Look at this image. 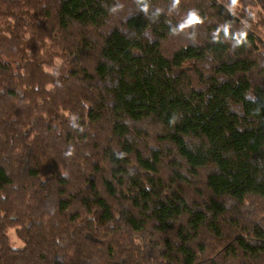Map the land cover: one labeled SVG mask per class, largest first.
Here are the masks:
<instances>
[{
	"label": "trees",
	"instance_id": "trees-1",
	"mask_svg": "<svg viewBox=\"0 0 264 264\" xmlns=\"http://www.w3.org/2000/svg\"><path fill=\"white\" fill-rule=\"evenodd\" d=\"M262 28L264 0H0V264H264Z\"/></svg>",
	"mask_w": 264,
	"mask_h": 264
},
{
	"label": "rangeland",
	"instance_id": "rangeland-1",
	"mask_svg": "<svg viewBox=\"0 0 264 264\" xmlns=\"http://www.w3.org/2000/svg\"><path fill=\"white\" fill-rule=\"evenodd\" d=\"M231 9H233L234 11L239 12V13L248 10V9H246L244 7H241V6H235V7H232ZM261 33H263V35H264V28H262ZM56 64L60 65L61 61H57ZM9 237H10V240H11L12 247L14 249L21 250V249L24 248L23 242L18 237L17 229H11L9 231Z\"/></svg>",
	"mask_w": 264,
	"mask_h": 264
}]
</instances>
